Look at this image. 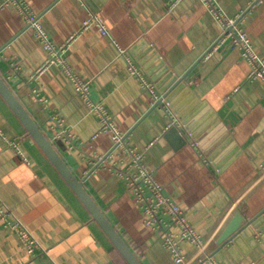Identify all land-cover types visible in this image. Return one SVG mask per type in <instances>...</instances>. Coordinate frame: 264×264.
I'll return each instance as SVG.
<instances>
[{
    "label": "crops",
    "instance_id": "0c3cea01",
    "mask_svg": "<svg viewBox=\"0 0 264 264\" xmlns=\"http://www.w3.org/2000/svg\"><path fill=\"white\" fill-rule=\"evenodd\" d=\"M40 16L50 39L70 40L67 60L91 82L90 94L125 132V141L144 153L158 181L183 208L203 239L200 249L185 240L187 264H264V80L249 77L251 64L229 40L223 26L201 0H22ZM264 56V0H219ZM108 28L104 35L91 16ZM125 50V55L121 49ZM128 56L170 106L153 105L154 94L128 69ZM48 52L28 27L16 3L0 0V74L59 149L90 195L115 225L142 264H175L161 234L147 226L126 179L114 165L127 167L130 152L115 150L90 170V159L114 148L112 133L99 130L100 117L76 93L72 79L57 63L31 78ZM168 70L184 80L169 88ZM39 87L48 101L32 93ZM173 112V113H171ZM80 142L70 148L54 140L51 116ZM172 114L181 134H169ZM191 120L199 134L219 123L226 127L222 150H234L217 169L182 124ZM19 141L22 154L10 142ZM62 144L61 146L59 144ZM233 148V149H232ZM112 166V167H111ZM0 200L37 237L27 251L0 218V264H128L0 93ZM241 211L252 224L224 245L219 238ZM176 231L179 229L174 227Z\"/></svg>",
    "mask_w": 264,
    "mask_h": 264
},
{
    "label": "built area",
    "instance_id": "2783aa9c",
    "mask_svg": "<svg viewBox=\"0 0 264 264\" xmlns=\"http://www.w3.org/2000/svg\"><path fill=\"white\" fill-rule=\"evenodd\" d=\"M201 1L206 4L209 12L221 22L223 26L221 38L223 40H229L230 47L233 49H239L242 55L249 60L251 64L249 77L251 79L260 78L264 80V56L258 54L253 39L241 26V14L230 15L223 9L221 4H219V0ZM7 2L16 3L19 8L22 9L27 26L35 31L37 38L48 52L46 62L40 66L35 75L31 78L38 80L40 73L49 65L58 63L74 82L76 93L80 94L89 106L99 114L100 126L94 136H97L101 132L112 133L115 145L114 148L107 155L98 154L94 159H90V170L106 163V159L117 149L130 152L132 156L131 163L125 168L114 165L115 171L118 175L126 179L129 188L133 189L142 209V213H144V221L146 225L161 234L163 237V245L170 251L175 264H187L188 256L184 246H182L183 241L188 240L201 249L203 247V239L197 233L196 229H194L183 208L180 207L174 198L165 192V187L155 177L154 171L146 165L144 161V153L126 143L125 132L115 125L112 114L109 113L101 102L92 98V95L90 94L91 82L80 77L72 68L67 60V52L70 45L69 42L74 38V35L71 36L69 41L63 44H56L50 39L45 26H43L41 22L40 16H37L28 9L27 5L22 0H7ZM93 20L99 25L101 32L104 35H108L109 30L107 26L96 16L91 15L84 22V25L88 26ZM120 51L125 55L124 49H121ZM126 58H128L129 72L140 78L143 88L153 92V105L164 103L169 107L170 101L167 99V95L162 94L159 96L154 92L153 84L141 75L139 69L131 58L128 56H126ZM32 93L36 95L43 104L48 101V97L41 93L39 87H33ZM175 119L176 117L172 114L173 123H176ZM51 120V128L56 133L53 141L55 142L56 140L58 141L62 139L66 141L70 148H77V142H80L79 137L71 132L70 129H66L63 126L62 116L58 113L53 114ZM10 144L22 154L18 140H12ZM217 169L220 168L218 167ZM0 218L6 227L9 229L11 228L16 234H18L27 251H30L32 254L37 253L38 249L46 252V250L40 246L37 237L31 232L29 227H27L21 219L13 216L12 212L2 200H0ZM174 227H177L179 230L176 231ZM212 262L214 264H219L214 261Z\"/></svg>",
    "mask_w": 264,
    "mask_h": 264
},
{
    "label": "water",
    "instance_id": "95a60500",
    "mask_svg": "<svg viewBox=\"0 0 264 264\" xmlns=\"http://www.w3.org/2000/svg\"><path fill=\"white\" fill-rule=\"evenodd\" d=\"M168 74L169 88L174 89L181 81L184 80V76L178 77L169 70ZM0 93L2 96H4L6 101H8L14 112L17 113L24 126L34 137L38 145L42 147L52 163L55 164L60 174H62L65 180L68 181L77 196L82 199L90 213L93 215L94 219L97 220L103 230L106 231L107 235L110 237L113 244H115V246L120 250L127 263L142 264L133 248H130L124 237L121 235L120 231L117 230L107 215L104 214L97 201H95V199L90 195L85 187L84 180L79 178V176H76L69 164L66 163L59 149L50 140L45 131L41 129L40 125L36 122L32 114L29 113L28 109L25 107V105H23L19 97L16 96L7 80L4 79L1 74ZM167 99L170 101L169 96H167ZM159 104L160 103L156 104L155 106ZM182 124L186 127L188 132H190L192 138L195 139V142L202 147L208 158L211 159L214 164L217 163V167L221 168L223 165H225V163L231 160L230 158L233 156L234 150H222V146L224 144H222L221 141L223 140V136L226 132L225 125L219 123L214 126V128H211L205 133L199 134L200 131L197 132L198 128L194 127V124L191 120H185ZM168 132L170 135L177 133L183 137L181 134V127H179L176 123L172 124V127ZM183 139L185 140L184 137ZM60 143L61 142H59V144ZM60 145L63 146L62 144ZM260 215L261 214L252 218V220H247L245 215L241 211H238L234 215V218L225 227L226 229L222 232L219 238V244L224 245L234 239L235 236L243 232L246 227L252 224V222H254Z\"/></svg>",
    "mask_w": 264,
    "mask_h": 264
}]
</instances>
